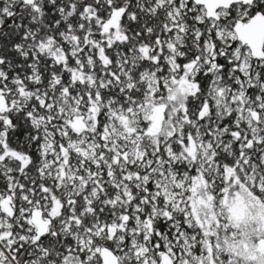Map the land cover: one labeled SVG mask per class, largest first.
<instances>
[{
  "label": "snow or ice",
  "instance_id": "snow-or-ice-1",
  "mask_svg": "<svg viewBox=\"0 0 264 264\" xmlns=\"http://www.w3.org/2000/svg\"><path fill=\"white\" fill-rule=\"evenodd\" d=\"M0 264H264V0H0Z\"/></svg>",
  "mask_w": 264,
  "mask_h": 264
}]
</instances>
